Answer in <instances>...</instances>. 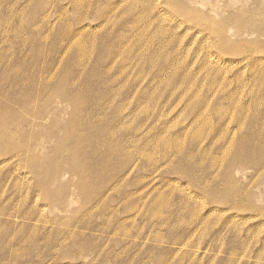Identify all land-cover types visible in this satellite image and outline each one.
<instances>
[{
	"label": "rangeland",
	"instance_id": "rangeland-1",
	"mask_svg": "<svg viewBox=\"0 0 264 264\" xmlns=\"http://www.w3.org/2000/svg\"><path fill=\"white\" fill-rule=\"evenodd\" d=\"M0 108V264H264V0H0Z\"/></svg>",
	"mask_w": 264,
	"mask_h": 264
},
{
	"label": "bare ground",
	"instance_id": "bare-ground-1",
	"mask_svg": "<svg viewBox=\"0 0 264 264\" xmlns=\"http://www.w3.org/2000/svg\"><path fill=\"white\" fill-rule=\"evenodd\" d=\"M76 98V97H75ZM2 107H3V105H2ZM5 108H3L2 109V111L4 110ZM0 110H1V108H0ZM5 111V110H4ZM3 114V113H2ZM3 116V115H2ZM3 136V135H2ZM74 164V163H73ZM74 167L76 166V165H73ZM80 166V165H79ZM81 168V167H80ZM80 170V169H79ZM84 176V175H83Z\"/></svg>",
	"mask_w": 264,
	"mask_h": 264
}]
</instances>
